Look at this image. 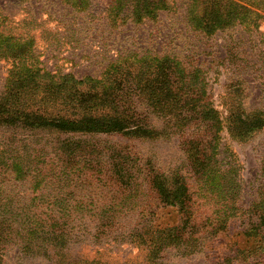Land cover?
<instances>
[{"label": "rangeland", "instance_id": "1", "mask_svg": "<svg viewBox=\"0 0 264 264\" xmlns=\"http://www.w3.org/2000/svg\"><path fill=\"white\" fill-rule=\"evenodd\" d=\"M112 1L79 10L66 0H0L11 32L34 36L39 67L123 88L126 106L152 131L76 134L102 168L46 176L38 189L42 177L16 175L13 154L4 152L0 264H264V126L240 135L241 122L264 114V0H166L138 22L131 5L112 14ZM232 1L254 11L262 27L208 34L197 26L225 16ZM216 7L219 14L208 15ZM173 60L180 66L172 74ZM12 67L0 58V94ZM181 79L203 100L193 110L192 100L182 101L179 116L161 113L157 105L168 100L152 101L153 88L181 87ZM237 80L245 81L243 92L227 86ZM207 101L220 112L219 128L204 119ZM53 111L69 115L61 106ZM36 136L32 142L51 140ZM12 146L0 128V149ZM118 151L133 164L122 174L113 168ZM156 174L168 180L166 193L181 197L166 203Z\"/></svg>", "mask_w": 264, "mask_h": 264}, {"label": "trees", "instance_id": "2", "mask_svg": "<svg viewBox=\"0 0 264 264\" xmlns=\"http://www.w3.org/2000/svg\"><path fill=\"white\" fill-rule=\"evenodd\" d=\"M66 1L79 10L87 9L91 3V0ZM148 1L151 0H113L110 10L116 17H120L131 5L132 15L138 22L145 16L154 17L158 9L167 5L166 0L151 2L152 6L148 4ZM142 2L146 8H141ZM249 2L247 0L245 3ZM231 3L225 16H212L209 19L212 23L199 21L196 23L197 26L203 28L208 34L238 24L246 27L253 24L262 27L261 23L253 18L254 11L247 5L237 1ZM219 10V7H216L208 15L219 14ZM9 27L8 10L0 6V58L13 60L6 88L0 94V128L11 133L13 146L10 150L7 148V151L0 149V161L6 160L3 159L4 152L12 153L13 156H10L8 160L11 171L16 175L26 179L25 175L29 176L35 172L42 177V181L39 179L35 182V188L38 189L43 186L46 176L58 177L62 174L69 175L71 170L95 171L96 168H102L96 159L89 157L92 151L89 150L88 145H83L81 140H76V134L134 136L143 131L147 132V135L152 134V131L143 124L142 113L137 108L126 106L128 99L125 100L123 88L107 86L104 81L95 80L89 76L77 79L72 73L54 74L39 67L34 36L15 35ZM179 66L178 62L172 61L170 64L172 74L174 67ZM184 81L181 79L183 82L181 87H175L168 81V87L163 82V87L153 88L152 101L160 100L163 104L168 100L166 107L157 105L161 113H169L168 116L171 117L179 116L177 108L182 101L186 103L192 100L195 103L194 107H191L193 110L203 100L204 97L197 95L192 98L194 89L192 85L187 87ZM89 83H94L93 87ZM244 84L245 81L237 80L227 86L235 92H243ZM200 88L203 87L200 86ZM57 106H61V110L69 112V115L55 113L53 109ZM202 107H204V119L216 122L219 128L222 123L220 112L208 101ZM188 113H186L187 116ZM232 116L233 113H231ZM187 122L188 119L185 123ZM242 126L243 131L240 135H247L248 132L262 128L264 126L263 112L252 113L250 121L241 122ZM40 132L50 135L51 138L48 139L51 140L36 139L32 142L31 139L37 137L36 135ZM122 153L123 151H118L112 155L113 168L120 174L125 168L133 166L126 158L120 161ZM153 178L155 188L165 194L163 200L166 203L175 202L171 198L181 197V194L173 190H170V193L165 192L168 183L165 177L156 174ZM46 185H49V182ZM57 227L59 226H52L54 230Z\"/></svg>", "mask_w": 264, "mask_h": 264}]
</instances>
